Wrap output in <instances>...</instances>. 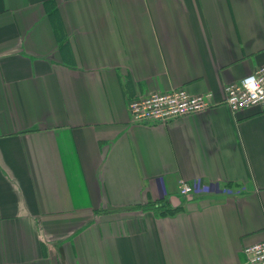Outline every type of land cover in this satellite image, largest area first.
<instances>
[{
    "label": "crops",
    "instance_id": "obj_1",
    "mask_svg": "<svg viewBox=\"0 0 264 264\" xmlns=\"http://www.w3.org/2000/svg\"><path fill=\"white\" fill-rule=\"evenodd\" d=\"M262 64L264 0H0V264H254L264 104L224 99ZM177 88L215 104L132 122Z\"/></svg>",
    "mask_w": 264,
    "mask_h": 264
},
{
    "label": "built area",
    "instance_id": "obj_2",
    "mask_svg": "<svg viewBox=\"0 0 264 264\" xmlns=\"http://www.w3.org/2000/svg\"><path fill=\"white\" fill-rule=\"evenodd\" d=\"M251 76H255L257 81H264V64L241 80L225 87L224 102L233 113L264 104V100L258 103L250 101V93L245 87L244 81ZM260 87L264 88V82L260 84ZM214 104L212 92L191 94L184 88H177L135 98L129 102V111L134 123L168 122L171 119L206 111ZM208 188L209 184L202 178L182 180L179 184V191L184 195H199ZM244 252L250 263L264 264V240L247 245Z\"/></svg>",
    "mask_w": 264,
    "mask_h": 264
},
{
    "label": "clouds",
    "instance_id": "obj_3",
    "mask_svg": "<svg viewBox=\"0 0 264 264\" xmlns=\"http://www.w3.org/2000/svg\"><path fill=\"white\" fill-rule=\"evenodd\" d=\"M264 81H257L255 76L248 77L244 81V85L250 93V101L252 103H258L264 100V88L260 87V84Z\"/></svg>",
    "mask_w": 264,
    "mask_h": 264
},
{
    "label": "bare ground",
    "instance_id": "obj_4",
    "mask_svg": "<svg viewBox=\"0 0 264 264\" xmlns=\"http://www.w3.org/2000/svg\"><path fill=\"white\" fill-rule=\"evenodd\" d=\"M8 147H9V152H10V157L16 162V163H21V156L19 154V149L18 146L16 145V142L14 139L8 140L7 142Z\"/></svg>",
    "mask_w": 264,
    "mask_h": 264
},
{
    "label": "trees",
    "instance_id": "obj_5",
    "mask_svg": "<svg viewBox=\"0 0 264 264\" xmlns=\"http://www.w3.org/2000/svg\"><path fill=\"white\" fill-rule=\"evenodd\" d=\"M173 209H166L163 213H168V212H171Z\"/></svg>",
    "mask_w": 264,
    "mask_h": 264
}]
</instances>
